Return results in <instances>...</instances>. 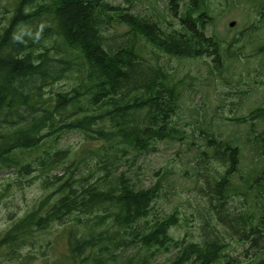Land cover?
<instances>
[{"label": "trees", "instance_id": "obj_1", "mask_svg": "<svg viewBox=\"0 0 264 264\" xmlns=\"http://www.w3.org/2000/svg\"><path fill=\"white\" fill-rule=\"evenodd\" d=\"M207 2L169 0L171 16L183 26L170 31L135 14L132 5L105 0H12L3 6L0 170L14 169L29 176L40 165L50 192L0 237V250L9 248L14 253L35 245L38 236L60 227L67 251L45 264H132V257L127 263L118 258L120 250L135 242L151 258L162 250H179L163 264H218L224 259L233 264L236 258L212 234L208 220L213 219L230 221L235 235L241 234L250 258L246 264H264V130L248 133L243 142L254 153L243 174L240 138L223 139L216 130L203 129L204 154L211 162L202 174L205 179L199 178L202 210L207 213L203 227L206 236H214L204 243L171 235V228L179 223L175 213L142 230V222L150 223L161 183L138 188L125 172L116 174L123 155L154 151L158 141L181 140L184 134L173 121L181 108L183 82L151 64L135 41L142 36L151 46L180 58H212L213 64L205 63L215 73L229 52L224 55L221 42L202 31L211 18ZM114 26H126L128 31L108 35ZM70 76L75 82L69 89L53 88ZM229 120H251L254 126L256 120L264 122V106ZM69 132L85 137L80 153L54 150ZM90 161L94 165H88ZM61 163L68 168L65 176L48 174ZM236 195L244 197L245 203L239 213L230 214L226 203ZM242 223L249 225L243 233ZM255 248L251 255L250 249ZM30 259L28 255L24 263L32 264Z\"/></svg>", "mask_w": 264, "mask_h": 264}, {"label": "rangeland", "instance_id": "obj_2", "mask_svg": "<svg viewBox=\"0 0 264 264\" xmlns=\"http://www.w3.org/2000/svg\"><path fill=\"white\" fill-rule=\"evenodd\" d=\"M11 1L0 0V17L3 6ZM105 1L123 6L132 5L135 14L159 22L165 31L183 27L178 17L171 16L169 0ZM207 5L211 18H207L202 31L206 36L215 37L221 42L224 55L229 52L224 59V66L215 70V73L205 63L210 61L213 64L212 58H180L151 46L142 36L135 41L139 51L151 64L160 65L176 82H183L181 108L173 121L184 134L181 140L174 138L158 141L154 151L123 155L116 173L125 172L138 188H148L159 181L161 183L160 197L153 203L148 217L150 223L142 222V230H146L156 219L175 213L179 217V223L171 228V235L175 239L186 238L188 241L200 243L214 237L206 236L203 227L207 221V213L205 209V212L202 210L203 184L199 178L211 166L204 154L206 147L203 129L208 132L216 130L218 137L223 139L232 136L240 138L244 150L241 164L243 174L246 169L244 167L251 163L254 155L249 146H243V142H247L248 133L259 134L264 130V122L259 120L255 121L257 124L254 126L251 120L247 123L229 120L250 115L252 110L264 106V0H208ZM233 21L235 25L231 26ZM127 29L126 26H114L107 30V34H114L115 31L124 34ZM74 82L75 78L70 76L56 83L53 88L67 90ZM85 144V137L81 133L69 132L53 148L69 149L72 155L73 152L80 153ZM87 160L92 159L88 156ZM90 164L94 165V161H90L88 165ZM34 165L37 166V163ZM215 165L218 166L216 163ZM42 169L38 165L37 171L29 176H23L14 169L0 170V237L16 219L50 192L44 186L46 172ZM67 169L61 163L48 174L65 176ZM198 170L201 171L200 175ZM240 178L238 174L237 182ZM244 203V197L236 195L226 203L229 205L228 213H239ZM208 221L214 229L212 234H217L226 244V253L236 258L233 264H246L250 260L247 256L249 253L240 241L241 234L235 235L231 222L222 223L213 219ZM248 227L249 225L244 227L242 223L241 233ZM61 234L60 227H53L41 237L38 236L36 243L34 241L35 245H28L14 253H10L9 248L0 250V264H25L28 255L33 257L30 259L32 264H45L46 259L52 262L61 252L67 251ZM126 237L132 238L131 235ZM256 250L258 249H250L251 255ZM178 251L174 248L169 251L162 250L151 258L149 251L139 242H135L125 250H120L118 259L127 263L132 257V264H163L170 262ZM218 264H227V259Z\"/></svg>", "mask_w": 264, "mask_h": 264}, {"label": "water", "instance_id": "obj_3", "mask_svg": "<svg viewBox=\"0 0 264 264\" xmlns=\"http://www.w3.org/2000/svg\"><path fill=\"white\" fill-rule=\"evenodd\" d=\"M234 25H235V22H232V23H231V26H234Z\"/></svg>", "mask_w": 264, "mask_h": 264}]
</instances>
